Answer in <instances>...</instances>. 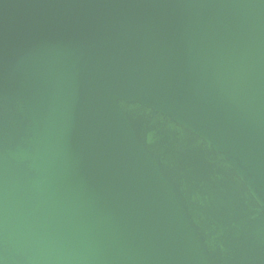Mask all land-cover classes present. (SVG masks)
<instances>
[{"label": "water", "instance_id": "water-1", "mask_svg": "<svg viewBox=\"0 0 264 264\" xmlns=\"http://www.w3.org/2000/svg\"><path fill=\"white\" fill-rule=\"evenodd\" d=\"M0 264H264V0H0Z\"/></svg>", "mask_w": 264, "mask_h": 264}]
</instances>
